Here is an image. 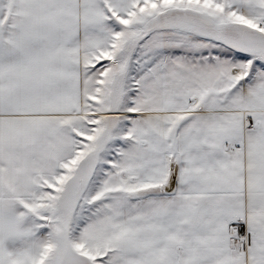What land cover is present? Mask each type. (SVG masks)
<instances>
[{
    "label": "snow or ice",
    "instance_id": "snow-or-ice-1",
    "mask_svg": "<svg viewBox=\"0 0 264 264\" xmlns=\"http://www.w3.org/2000/svg\"><path fill=\"white\" fill-rule=\"evenodd\" d=\"M0 264H264V0H0Z\"/></svg>",
    "mask_w": 264,
    "mask_h": 264
}]
</instances>
